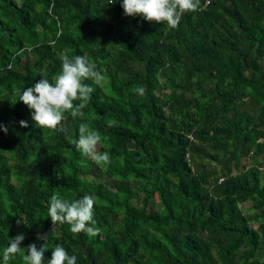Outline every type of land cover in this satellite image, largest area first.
Listing matches in <instances>:
<instances>
[{"label":"trees","instance_id":"trees-1","mask_svg":"<svg viewBox=\"0 0 264 264\" xmlns=\"http://www.w3.org/2000/svg\"><path fill=\"white\" fill-rule=\"evenodd\" d=\"M121 4L0 0V261L23 234L8 264L32 243H47L45 264L57 244L77 264H264V0H201L175 29ZM63 55L104 76L85 81L95 91L83 117L66 113V134L19 100ZM81 123L110 164L76 149ZM54 194L94 196L100 232L53 224Z\"/></svg>","mask_w":264,"mask_h":264},{"label":"clouds","instance_id":"clouds-1","mask_svg":"<svg viewBox=\"0 0 264 264\" xmlns=\"http://www.w3.org/2000/svg\"><path fill=\"white\" fill-rule=\"evenodd\" d=\"M121 7L125 16H141L145 21L166 23L169 28L178 27L182 17L186 13L203 11L201 0H122ZM61 70L51 80L42 78L23 90L20 99L30 110L32 120L40 128H48L54 131L67 133L63 121L66 113L75 117H83L84 109L92 99L95 89L85 83L91 80L99 83L104 76L97 69L87 55L61 57ZM135 93L141 97L146 95L144 86H137ZM114 120H108L109 127L115 125ZM21 127H28L26 121L19 122ZM6 133L7 128L0 125ZM105 138L96 130L90 129L87 123L79 125V136L75 141L76 149L81 154L93 160L97 164H110L111 159L107 152L100 150V145ZM95 197L84 195L82 198L68 200L59 195H52L48 208V217L52 223H67L73 234L81 232L89 236H96L100 229L95 227L94 219ZM47 240V236L38 237ZM23 234H17L9 238L8 246L3 250L0 264H8L17 254H22ZM24 248V247H23ZM27 254L23 255L24 264H45L47 243L37 248L35 243L27 246ZM47 264H77V256L69 255L68 251L57 244L52 248L51 259Z\"/></svg>","mask_w":264,"mask_h":264},{"label":"built area","instance_id":"built-area-1","mask_svg":"<svg viewBox=\"0 0 264 264\" xmlns=\"http://www.w3.org/2000/svg\"><path fill=\"white\" fill-rule=\"evenodd\" d=\"M211 2V0H207V4H209Z\"/></svg>","mask_w":264,"mask_h":264},{"label":"rangeland","instance_id":"rangeland-1","mask_svg":"<svg viewBox=\"0 0 264 264\" xmlns=\"http://www.w3.org/2000/svg\"><path fill=\"white\" fill-rule=\"evenodd\" d=\"M211 1H212V0H211ZM210 3H211V2H210ZM210 3H209V4H210ZM209 4H207V5H209Z\"/></svg>","mask_w":264,"mask_h":264}]
</instances>
